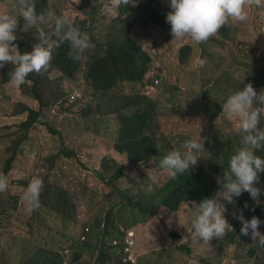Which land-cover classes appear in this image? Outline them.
<instances>
[{"label":"rangeland","instance_id":"374dc122","mask_svg":"<svg viewBox=\"0 0 264 264\" xmlns=\"http://www.w3.org/2000/svg\"><path fill=\"white\" fill-rule=\"evenodd\" d=\"M157 2L156 0L154 5H157ZM18 3L19 0H0V13L15 14ZM47 6L48 10H53L57 15H67L70 20L79 18L85 21L86 25L93 11H96L98 19L103 13V19L96 27H87L86 32L94 46L87 49L79 60L73 59V69L69 76L60 71L59 74L53 71L48 78H43L42 75L37 76L39 73H30L29 77L35 78L21 88V93L15 88L11 90L9 87L13 85L10 83H0L2 90L0 92L3 93V99L0 101V172L5 165L8 149L14 141L19 139L20 133H17L15 127L23 120V116L19 113L20 105L32 102V107L37 106L33 96L23 94L22 89L26 88V92L30 91L31 94L32 81L35 80L36 89L42 96V103H45V100L48 102L44 110V118L31 128L29 138L21 143L19 154L5 176L10 180V184L16 186V189L13 192L8 190V196L5 198L0 193V198H4L0 199V264H30V261L36 264L42 257L43 249L58 252L62 247L71 244H73L71 248L74 249L75 255L79 254L73 264H95L104 246L103 250H108L107 258L109 259L105 264H117L118 243L114 244L112 240L101 237L102 229L95 227L97 220L109 210L113 212L119 208L126 210L130 203L128 199H131V203H137L145 196L161 191L169 176L165 169L154 162L159 163L163 155L168 150H172L170 147L175 139H182L183 136L176 126V118H183L186 113L188 114L187 111L194 107L192 97L197 95L198 90L211 89V86L219 82V79H243L253 58H258L264 65V6L257 7L252 3L248 9L249 18L246 21L241 22L230 18L232 25L229 29V39L221 40V49L211 48L210 52L213 55L207 60L206 55L204 56L199 48V43L193 42L190 37L177 41L173 39L170 30L166 32L160 27L143 29L138 24L131 27L130 36L137 40L139 46L150 49L148 45H152L151 48L155 50L156 55L161 53L158 60L159 66L154 67L151 74L154 75L157 72L155 78L161 79L163 85L154 88L140 87L137 89L138 96L147 97L154 104L153 113H155L165 109L161 99L166 94L173 92L174 95H178L176 104L171 103L177 107L176 117L167 111L158 114L157 135L160 142L157 144L153 162L138 166L127 165L125 156L118 154L117 149L113 147L118 142L115 138L118 134L117 125L118 127L121 125L115 122L111 127L112 117L117 120V115L111 112L113 106L125 97L124 94H120L117 102L110 101L104 96L100 105L85 99L79 107L64 110L67 107L64 104L65 88L69 91L89 89L85 78L87 60L103 54L106 40L122 41L119 28L127 12L119 14V11L112 7V0H79L78 3L75 0H47ZM160 6L162 7V4ZM41 25H47L44 30L55 38L48 24ZM108 34L110 36L106 39ZM154 39L157 40L153 41ZM181 45H189L191 48L180 59L190 57L194 60L192 63L200 67V75H194L191 72L192 65L177 63L178 48ZM207 50L208 48L204 52L206 53ZM200 59L205 61L203 66L197 64ZM119 86L124 93L131 88L129 83H121ZM190 89L192 92L189 95L187 91ZM261 91L264 94V90ZM52 94L56 96L55 104L52 102L54 98ZM224 95L223 92L218 91L209 92L207 96L212 100H218ZM42 123L48 124L49 127ZM51 125L53 127L50 129ZM51 134L54 135L52 140ZM240 134L237 118H229L224 113L221 117H217L206 128L202 138L204 150L200 153L202 157L198 159L201 160L200 164L204 169L207 170L208 166L211 169L224 170L228 166L226 156L234 148L237 150L240 147ZM215 137L217 148L211 150ZM61 141L75 147L77 157L65 159L60 155L55 165H51L48 157L53 150H49V147L58 145ZM226 141L231 143L224 146ZM55 150L59 151V149ZM116 166L124 168L122 173L125 174L123 178L112 183L110 178ZM148 169L154 171L158 178V186H154L151 192L147 191ZM45 175L53 181H58L73 197L77 208L73 212L72 219L80 215L82 219L79 223H74L70 219H61L59 215L46 208L35 209L39 212L32 217L29 216V212L27 215L23 212L25 202L22 200V194L27 184L32 178L36 176L42 178ZM261 188L264 189V184ZM261 199L264 203V196ZM18 201L22 203V206L16 209L15 204ZM221 203L226 206V202L221 201ZM7 206L13 210H9ZM167 211L170 212L166 214ZM174 213L163 206L160 209L159 218L167 221ZM86 222L89 227L87 230L83 229L85 226L82 225ZM122 222L128 221L122 220ZM122 222L118 221L116 227L118 228ZM144 222L151 227L150 232H154V238L151 233L147 235V230L146 235L142 236L143 228L141 233L138 231L135 233L137 264H251L252 261L248 257L249 249L258 248L250 236L242 235L240 230L235 231L232 237L227 236L228 232H226L220 238L213 237L205 243L191 234V225H186L184 226L186 231L181 230L180 234L188 235L190 251L193 250L196 253L193 254L197 256L196 258L190 257L191 254L185 256V252L173 246L168 232L162 235L158 231L153 219L146 218ZM237 224L241 227V222ZM82 235L85 236V241L93 244L91 248L79 250L76 243ZM257 255V264H264V252Z\"/></svg>","mask_w":264,"mask_h":264},{"label":"clouds","instance_id":"9594fccd","mask_svg":"<svg viewBox=\"0 0 264 264\" xmlns=\"http://www.w3.org/2000/svg\"><path fill=\"white\" fill-rule=\"evenodd\" d=\"M144 1L112 0V7L118 11L120 7L125 6L127 8L128 5L132 4L129 7L133 9L134 6ZM75 2L78 3L79 0H75ZM252 3L257 7L264 6V0H167L166 2H157V5H168L170 8L165 17L166 22L170 26H162L160 28L166 30V32L170 30L173 39L177 41L190 37L193 42L203 43L229 22L230 18L241 22L248 20V9ZM128 13H130V10L127 9V15ZM45 23L52 28L55 38H52L44 30L47 27H36V25L39 26ZM124 24L123 22L119 28L122 37L125 31ZM134 25H137V22ZM150 28L155 29L157 27L151 26ZM130 31L131 27L129 28V37L137 44V40L130 36ZM155 40L157 39L153 41ZM65 43L69 46L68 55L74 60H79L87 49L94 46L88 33L82 31L67 15H57L51 9L46 13H37L35 0H19L15 14L9 12L0 13V69L6 63L12 65V70L8 73V76L9 83L13 86L19 87L24 84L29 74L33 72L39 73L37 76L42 75L43 78H48L53 71L59 74L55 66L49 65V63L53 57V50ZM148 46L150 49L145 48V46H139L152 60L148 76L153 81V85L147 83L144 86L154 88L162 83L161 79L155 78L157 72L154 75L151 74L154 67L159 66L158 60L161 53L156 55L155 50L151 48L152 45ZM182 47L183 45L178 49L180 50ZM177 63L180 64L181 62L177 59ZM204 63L203 59L197 61L200 66H203ZM41 70L44 71L41 72ZM86 80L89 87L88 90L83 89L80 91L78 89L74 91L72 89L69 91L68 88H65L64 104L66 106L70 105V110L79 107L85 99L93 101L97 105L102 104L105 90H100L98 83L93 82L91 79L86 78ZM0 91L2 90L0 89ZM1 99H3V93L0 92V101ZM213 101L208 96L196 99L192 102L194 107L197 105L195 109L193 107L188 110V114L186 113L181 119L176 118V126L183 137L181 140L175 139L172 147H170L172 150H168L159 163L156 161L154 163L165 169L169 177H175L178 173L187 172L190 167H194L197 164L198 157H202L200 154L204 150V139L202 140V138L206 128L217 117H221L223 113L229 118H237L241 132L240 147L230 155L227 161L228 166L223 170V175L214 180L215 195L205 197L199 203H196L190 221L191 234L196 239L208 243L213 237L220 238L226 232L231 231L233 226L229 222H241L240 233L250 236L253 243L259 247H264V233L260 231V225L264 221L255 215L249 219L248 210L244 207L245 204L247 207L250 199L256 205H260V196L264 193V189L261 188L264 184V155L258 154L264 150V94H262V91L258 93L251 83H246L243 87L228 94L221 102L222 113L219 115H215L211 110ZM161 102L165 105V109L152 113L147 118L146 128L154 130V136L158 143L160 142L157 135L159 131L158 114L162 111H167L176 117L177 112V107L171 104H176V102L167 100H161ZM120 127L117 125L116 132L118 134L115 135V138L118 142L113 145L115 149H117L116 146L127 142L119 137ZM216 141L217 138L215 137L214 144ZM131 143L135 148L137 147L135 139L131 140ZM118 154L125 156L127 165L138 166L146 164L131 165L124 151H118ZM153 159L149 160V162H153ZM123 170L124 168L121 169V171ZM130 170L132 169L130 168ZM124 174L122 173L119 179L123 178ZM147 177L149 180L147 191L151 192L154 186H158V178L154 171H149V169L147 170ZM166 185L167 183L160 192L147 195L144 198L150 200L160 196L164 193L163 189ZM42 187L43 181L39 176L32 178L27 184L22 194V200L25 202L22 210L26 215L27 212L31 213L39 208ZM15 189L16 186L8 183L7 178L0 175V193L4 195V198L8 196V190L13 192ZM128 201L130 202L128 206H132L131 199H128ZM221 201L226 202V206ZM21 206L22 203L20 204L18 201L16 203L17 209ZM252 210L254 211V209ZM98 222L99 220L96 223ZM83 226H85L83 228L85 230L89 228L87 222ZM95 227L97 228L96 224ZM99 228L102 229L101 237L103 239H110L114 244L118 243L117 255L121 264H137L135 230L126 224H121L118 228L112 226L114 230L117 229L119 231L120 235L118 237L109 226L101 224ZM142 228L144 231L141 233ZM138 233H141L142 236L146 235L144 225H140ZM89 236H91V231H89ZM170 240H172L174 247L189 246L188 235L181 236V234H178L177 237ZM82 242H85L84 235L81 236L76 245L78 244L79 246ZM71 246L73 247V244L62 247L58 252L46 248L43 249L41 251L42 257L39 258L36 264H52L54 260H57L54 254H58L62 258L60 264H71V258L75 254ZM103 248L102 252L106 261H108V250H103ZM129 251H132L134 263L126 260ZM193 253L195 252L191 250L186 252L185 256L191 254L190 257L196 258V253ZM249 254L250 252L248 257L251 259ZM30 264H34L33 261H30ZM251 264L254 263L251 262Z\"/></svg>","mask_w":264,"mask_h":264},{"label":"trees","instance_id":"16d2710c","mask_svg":"<svg viewBox=\"0 0 264 264\" xmlns=\"http://www.w3.org/2000/svg\"><path fill=\"white\" fill-rule=\"evenodd\" d=\"M156 0H145L143 3H139L131 9L129 6L126 8L122 6L119 8V14L122 12H127V9L130 10L126 19H124L125 31L122 37V41L117 40H106V45L104 47L103 54L100 56H94L96 58H91L87 60L85 77L91 79L93 82L98 83L100 90H105V96L110 101H119L118 98L120 94H124L125 97H122L121 100L113 106L111 114L117 115V120L113 117L110 120V124L119 123L121 125L119 129V137L121 140L127 141L124 144L116 146L118 151H124L127 160L131 165L135 164H144L148 163L149 160L154 158V155L157 151L158 140L154 136L153 129L147 128V118L153 113L154 104L145 96H138L137 89L142 88L145 84L153 85V81L149 79V71L152 66V60L150 57L142 51V49L129 37V28L132 27L136 22L137 24L144 28L154 27H169L170 25L166 22V14L170 11L168 5L160 6L154 5ZM159 3L162 0H157ZM37 13H46L48 11L47 0H35ZM103 13L101 14L100 19L97 17L96 11H93L90 15V20H88V25L85 24V21L79 20V18L71 20L74 24L78 25L80 29L84 32L88 31L87 27H96L98 23L102 22ZM117 22V20L115 21ZM232 25L231 20L223 25L215 34L210 36L206 42L199 43V48L203 52L204 56L206 55V60L213 55L210 52L211 48H220L221 49V40L229 39V29ZM36 27H47V25H39ZM229 27V28H228ZM109 34L107 38H109ZM189 46H183L177 55L178 61L185 63L191 66V72L194 75H200V67L194 66L192 60L189 58L183 57L189 51ZM205 53V49H207ZM69 46L67 43L63 44L61 47L53 50V57L49 65L55 66V68L63 73L64 75H70L73 69V59L68 55ZM49 67V66H48ZM12 70V65L6 63L5 66L0 69V83L3 84L9 83L8 73ZM44 70H41V72ZM36 73V72H33ZM37 77V76H36ZM35 78V77H33ZM28 76L25 83L19 87H9L11 90L15 88L21 93V88L26 85L31 79ZM128 82L131 84V88L124 93V90L119 86L121 83ZM251 83L253 87L259 93L260 90H264V65L260 63L258 58H253L249 67H247L243 79H219V82L214 83L211 86V89L198 90L197 95L192 97L193 101L199 98H203L209 94V92L221 91L225 95L223 98L214 100L212 102L211 110L215 115L222 113L221 102L230 94L232 91L237 90L243 87L244 84ZM37 82L32 81L31 94L30 91L26 92L27 89L23 88V94L32 95L37 102L36 107H32V102L22 103L20 105L19 113L23 116V120L15 127L17 133H20L19 139L14 141L12 146L8 149V156L4 162V167L0 172V175L6 176L8 171L11 168L13 161L16 156L19 154V147L21 143L29 138V133L31 128L39 123L42 118H44V110L48 106V102L45 100V103H42V96L40 91L36 89ZM163 85V83H160ZM3 89V88H2ZM191 89L187 93L191 94ZM53 103H56V96L52 94ZM178 99L177 94L169 92L161 100H167L169 102H176ZM59 102V100H58ZM56 108V107H54ZM71 106L68 105L64 110H70ZM25 116V117H24ZM44 126L49 127L48 124L42 123ZM53 126L51 125L50 129ZM241 135V134H240ZM54 137L51 134L50 139ZM135 139L137 142V147L131 143V140ZM65 143V144H63ZM231 141H226L224 146L230 144ZM68 143L61 141L58 145H52L49 147L51 151L48 161L51 165H55L58 161L59 156H63L65 159H71L77 157L75 152V147L69 145ZM165 144V143H164ZM217 148V141L212 145L211 150ZM55 149H59L56 152ZM236 151V148L226 156L228 161L230 155ZM258 154L264 155V150L260 151ZM44 158V156H43ZM198 159L197 164L194 167H190L187 172L178 173L175 177H169L167 185L163 189V194L160 196L151 198L150 200L143 198L137 203L132 202V206H128L126 210L119 208L117 211L113 212L109 210L104 213L103 216L99 219V222L96 223L97 228L100 225L109 226L112 228L116 226V223L126 220L128 222H122V224L130 225L131 229L136 232L140 229V224L145 223L144 227L147 230L149 235L151 232V227L144 222L146 218H151L156 222L158 231L164 235L166 232L170 234L172 238L178 236L182 231H186L183 228L186 225H191V217L195 210L196 203H199L205 197H211L215 195L216 191L213 188V182L215 179L223 175V170L211 169L207 166V170L200 164ZM122 167L116 166L114 172L111 176V182L118 180L122 176ZM43 170V169H42ZM101 176V174H99ZM43 187L40 193V206L38 209L46 208L51 210L55 214L59 215L61 219L67 220L70 219L74 223H79L82 219L79 215L78 218L72 219L73 212L77 208L76 202L61 186L58 181H53L49 178L48 175L43 176ZM8 183L10 180L7 179ZM259 184V182H258ZM264 196V193L260 196L261 204L256 205L252 199L247 203V207H244L248 210L249 219L255 215L258 216L262 221H264V203L262 202L261 197ZM165 206L170 209L172 212H175L173 216H170L167 221L160 220L159 212L160 209ZM16 207V204H15ZM9 210H13L10 206H7ZM17 209V207H16ZM254 209V211L252 210ZM39 211H32L29 213V216L37 214ZM170 212L167 211L166 214ZM157 221H156V220ZM229 222V221H228ZM233 229L228 232V236L232 237L235 231H239L237 222H229ZM84 225V223L82 224ZM113 229V228H112ZM114 230V229H113ZM260 231L264 233V223L260 225ZM116 236L119 237V231L114 230ZM156 234V233H155ZM152 238H154V232L151 233ZM135 238V236H133ZM137 240V238H135ZM161 243V239L159 236ZM91 243L88 241L82 242L79 244V250H85L91 248ZM178 249L182 252H189V246H181ZM250 258L254 264H257L258 255L264 252V247H259L257 249L250 248ZM57 260H54L52 264H60L62 258L58 254H54ZM78 255H73L71 258V264H73ZM107 261L105 255L102 252L98 260L95 261V264H105ZM117 264H121V261H118ZM188 264V263H186Z\"/></svg>","mask_w":264,"mask_h":264},{"label":"built area","instance_id":"2783aa9c","mask_svg":"<svg viewBox=\"0 0 264 264\" xmlns=\"http://www.w3.org/2000/svg\"><path fill=\"white\" fill-rule=\"evenodd\" d=\"M126 260L131 262V263H134V258H133V255H132V251H129Z\"/></svg>","mask_w":264,"mask_h":264}]
</instances>
